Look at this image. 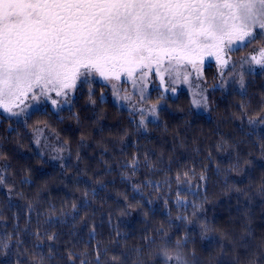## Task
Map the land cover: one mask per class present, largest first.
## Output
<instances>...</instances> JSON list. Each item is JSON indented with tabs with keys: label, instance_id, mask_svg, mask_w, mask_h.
<instances>
[{
	"label": "trees",
	"instance_id": "obj_1",
	"mask_svg": "<svg viewBox=\"0 0 264 264\" xmlns=\"http://www.w3.org/2000/svg\"><path fill=\"white\" fill-rule=\"evenodd\" d=\"M216 69H205L209 114L196 112L186 92H157L151 100L164 105L146 130L108 91L101 100V84L92 87L95 104L84 86L63 110L47 107L23 123L1 116L0 239L10 237V247L0 250V264H96L98 253L102 264H162L154 251L161 232L173 245L187 236L186 255L200 264H264V124L248 123L264 116V74H246L242 95L214 89ZM41 129L57 136L61 159L37 151ZM178 199L195 203L196 216ZM203 223L212 229L206 238Z\"/></svg>",
	"mask_w": 264,
	"mask_h": 264
},
{
	"label": "snow or ice",
	"instance_id": "obj_2",
	"mask_svg": "<svg viewBox=\"0 0 264 264\" xmlns=\"http://www.w3.org/2000/svg\"><path fill=\"white\" fill-rule=\"evenodd\" d=\"M258 42H264V0H0V109L19 117L13 108L19 107L30 94L37 102L32 106L35 111L49 100L55 107L58 102L50 95L54 92L55 96L65 98L57 109L60 110L71 104L69 92L84 86L89 88V100L95 104L92 87L97 76L107 82L120 80L124 75L135 86V74L139 73L143 84L154 70L163 83V72L171 73L181 62L191 64L199 73L197 64L203 62L205 55L215 56L217 63L224 66L230 54ZM252 63L264 74V47L253 49L241 61V67L249 65L246 72L251 73ZM184 81L188 82L187 74ZM237 83L241 94L246 95L243 72ZM112 88L114 95L119 96L120 89L116 85ZM143 93L140 88L141 100L146 99ZM200 96L193 104L207 110V98L202 92ZM120 98L129 99L128 96ZM244 108L246 105L242 104L241 109ZM35 111L25 112L26 119ZM138 111L139 129L146 127L143 119L146 110ZM147 111L154 120L159 119L156 107ZM248 123L264 124V116L250 118ZM35 143L39 146L40 140L37 138ZM261 155L264 156V144ZM130 166L135 175L138 167L135 158ZM235 169L234 165L229 171ZM187 177L185 173V180L181 181L178 175V183L187 182ZM200 179L205 177L201 175ZM3 183L0 177V184ZM134 190L139 191V186H134ZM187 194L197 195L191 188ZM258 194L264 196V182ZM181 195L185 194L177 191V196ZM177 207L185 210L191 207L193 217L199 211L195 203L185 200L178 199ZM177 219L183 224L193 223L188 216ZM200 228L201 238H206L212 230L207 223ZM248 232L250 235L251 230ZM160 236L162 243L154 251L162 264H200L195 256L189 260L186 255L187 236L174 245L166 232ZM47 238L55 237L48 235ZM8 239H0V250L10 247ZM36 239H40L39 233ZM69 259H73L71 253ZM112 259L115 261L118 257ZM96 264H102L99 253ZM249 264L257 262L249 261Z\"/></svg>",
	"mask_w": 264,
	"mask_h": 264
},
{
	"label": "rangeland",
	"instance_id": "obj_3",
	"mask_svg": "<svg viewBox=\"0 0 264 264\" xmlns=\"http://www.w3.org/2000/svg\"><path fill=\"white\" fill-rule=\"evenodd\" d=\"M264 47V42H258L254 45H252L249 48L244 49L241 51V56H238L235 54H230L228 59V64L221 66L217 63L215 56H208L205 55L203 57V62L198 63L197 67L200 69L199 73H197L193 68L191 64H188L186 61L181 62L179 66H176L174 70L169 72H163L164 81L161 82V79L159 76L155 74V71L150 72L145 79L144 83L141 84L139 73L135 74L133 79L136 80V85H133L132 80H126V77L124 75L121 76L120 80H110V81H103L99 76L96 77V83L93 85V87L97 84H107V87H103L102 93L103 96L106 98L108 91L111 95V98L113 102H115L119 107L126 109L130 114L132 115L133 119L136 121V125L140 123L141 116L139 115V109H145V116L143 117L145 121L146 127H141L140 129L146 130L147 126L150 124V122L158 121L159 119H153V116L147 111V109H150L152 107L157 108L156 115L159 117V110L163 107L164 101L161 99H158L157 102L151 100L152 94H156L157 92L166 97H177L182 92H186L190 99H191V105L196 110V112L200 114H209L210 112V103H209V91L210 86L206 82L205 78V69L210 64L216 66L215 71V78L213 79V87L214 89H224V90H232L237 88L240 91V85L237 83L239 80V74L244 73V83L246 86V74H249L246 72V69L249 67V65H244V67H241V61L248 57L252 52L253 49H258ZM167 63V62H165ZM233 64L235 66L233 67ZM251 67L254 69L253 74L260 71V68L258 65L252 63ZM229 69H232V71H229ZM177 73H179V78H177ZM188 75V82L184 81V75ZM126 80V82H124ZM79 83V82H78ZM112 85H116L120 89L119 96L114 95ZM79 88V87H78ZM140 88H143L144 90V96L146 99L141 100L139 99L140 96ZM165 89H168V91H165ZM75 91L69 92V96L71 97V104L76 96ZM203 94L204 97L207 98V110H204L203 108H197L194 106L193 101L200 99V94ZM50 95L55 98L58 102L57 106H53L51 101H47L45 103H42L39 105V110L46 109L47 107H50L51 109L55 111H60L65 108H68L70 105H65L62 109L57 110L59 108L60 103H63L64 97H57L55 96V93L52 92ZM31 94L29 95V98L25 99L22 104L19 105V107H14L13 111L18 112L20 115L19 117L11 116L9 113L3 112L2 109H0V117L4 116L9 119L14 120L13 122L16 123H23L26 120L25 112H34L35 109L32 107L33 105H36V101H33L30 98ZM128 96L129 99H121L120 97ZM21 109H24V111H21ZM40 140L39 146L35 143L36 139ZM58 139L57 136H54L53 133L46 131L45 129L39 130L34 137L33 143L37 149V151H40L42 154L46 155L49 158H53L54 160L61 159V152L62 150L57 149L58 145Z\"/></svg>",
	"mask_w": 264,
	"mask_h": 264
}]
</instances>
